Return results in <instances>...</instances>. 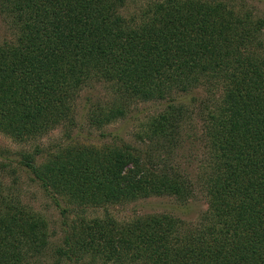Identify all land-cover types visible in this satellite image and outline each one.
Here are the masks:
<instances>
[{"label": "trees", "instance_id": "trees-1", "mask_svg": "<svg viewBox=\"0 0 264 264\" xmlns=\"http://www.w3.org/2000/svg\"><path fill=\"white\" fill-rule=\"evenodd\" d=\"M126 7V0H0L16 29L12 42L0 43V132L33 141L71 127L73 104L91 83L113 94L88 110L98 127L132 103L161 102L144 152L69 143L41 167L30 156L23 165L53 198L81 208L151 196L184 202L199 187L207 209L195 229L167 214L125 224L82 219L56 254L92 253L112 264H264V20L216 0H157L135 15ZM195 116L207 165L192 181L157 152L176 148ZM3 193L0 264H25L48 245L46 224Z\"/></svg>", "mask_w": 264, "mask_h": 264}, {"label": "rangeland", "instance_id": "rangeland-1", "mask_svg": "<svg viewBox=\"0 0 264 264\" xmlns=\"http://www.w3.org/2000/svg\"><path fill=\"white\" fill-rule=\"evenodd\" d=\"M154 1L157 0H126V13L135 15L141 8ZM216 1L225 3L234 11L251 13L254 18L264 20V0ZM15 34L12 17L0 10V43L12 42ZM189 96L183 99L185 105L196 109L195 105H188ZM112 97V91L106 85L91 83L90 87L86 86L81 90L73 104L75 123L71 127L50 129L33 141H20L0 132V187L3 194L14 204L18 202L23 210L39 216L46 224L48 245L39 255L28 254L25 264H112L105 263L100 256L92 253L80 254L77 259L72 257L71 260H65L56 254L57 249L65 248L64 237L71 234L82 219L89 221L109 216L118 224H125L142 216L167 214L183 221L188 229L198 227L200 217L208 205L205 193L199 187L195 188L193 196L184 202L169 196H151L103 206L86 205L81 208L74 203H68V199L63 196L55 195L53 198L24 167L25 157H32L35 165L41 167L46 163L49 154L57 153L59 147L69 143L94 146L98 149L123 143L138 151H146L148 142L145 135L148 133V124L165 105L161 102H136L129 105L125 116L120 119L100 127L90 123L87 117L90 107L98 103L109 104ZM202 130V121L195 116L187 126L185 125L181 133L182 140L176 148L168 152H157L167 166L180 173L192 175V181H195L202 164H206L207 150ZM61 210L65 211L64 215Z\"/></svg>", "mask_w": 264, "mask_h": 264}]
</instances>
